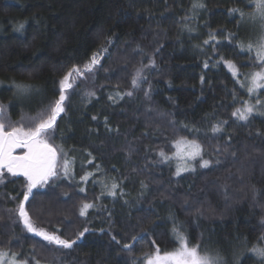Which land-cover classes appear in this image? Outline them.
I'll list each match as a JSON object with an SVG mask.
<instances>
[{
  "label": "trees",
  "instance_id": "16d2710c",
  "mask_svg": "<svg viewBox=\"0 0 264 264\" xmlns=\"http://www.w3.org/2000/svg\"><path fill=\"white\" fill-rule=\"evenodd\" d=\"M201 2L205 7L194 10V0H0V104L7 121L36 116L55 98L67 68L86 63L112 39L99 70L77 82L67 115L57 121L54 143L74 157L75 178L37 190L31 212L39 227L64 238L84 227L89 232L68 254L43 247L46 241L13 224L5 211L14 207L5 194L17 196L23 186L22 178L9 177L0 185V248L34 253L40 264H133L155 246L162 252L178 246L171 217L183 225L190 246L219 255L220 264H259L249 248L264 237V115L245 126L231 113L248 100L240 84L256 70L249 66L254 49L239 46L255 44L260 30L247 19V0ZM232 9L244 11V19ZM210 32L216 40L204 45ZM142 66L146 79L133 89L132 76ZM89 91L96 93L91 102L83 95ZM127 91L134 95L108 99ZM221 121H227L223 131L213 133ZM180 137L203 145L208 168L177 177L175 160L158 163V151L171 155ZM86 172L94 175L83 184ZM100 179L119 185L115 197L106 195ZM83 202L96 205L85 217L79 216ZM133 235V250L123 249Z\"/></svg>",
  "mask_w": 264,
  "mask_h": 264
},
{
  "label": "snow or ice",
  "instance_id": "6c2138e0",
  "mask_svg": "<svg viewBox=\"0 0 264 264\" xmlns=\"http://www.w3.org/2000/svg\"><path fill=\"white\" fill-rule=\"evenodd\" d=\"M248 7L251 12L248 14V21L252 22L259 28L255 44L249 41L247 44L241 43L240 49L242 51L252 52L255 49V57H249L251 64L256 70L251 71L244 77L243 83L240 84L245 88L249 94L250 100L254 102L244 101L242 107H236L231 113L232 117L237 121L244 122L245 126L251 122L255 115H264V0H247ZM205 7L201 0H194L192 8L200 9ZM234 13H239V18L244 19L245 12L240 9H232ZM23 28V25H20ZM216 40L214 33H209V38L204 40V45H209ZM107 46H101L89 57L88 61L82 65L72 64L63 73L57 81V90L54 93L52 100L37 112L34 117H28L27 121L20 122L7 121L6 108L0 104V185H5L9 177L22 178L23 186L17 196L6 193L7 199L14 203V207L5 208L9 215V219L13 224H22V230L31 233L36 237H40L46 241L49 251L61 252L68 254L74 251V246H79L85 233L89 232L88 227H84L82 231L75 233L74 238H64L59 233L49 232L42 227H39L31 212L36 208L35 200L40 194L37 190L44 189L51 185L56 186L59 179H74V157H69L67 151L63 147L56 145L54 139L57 131V121L63 116L67 115V101L70 96L74 94V89L77 88V82L90 79L94 76L95 71L99 70L97 66L108 53V46H111L112 39L108 37L106 40ZM214 48V46H213ZM258 61V63H256ZM229 69L233 75L238 74V68L231 61H227ZM149 65L154 67L155 61L150 60ZM147 66V65H145ZM138 68L132 76L131 87L133 89L139 88L141 81L146 79L143 72V67ZM204 67H208L207 61L204 62ZM203 83V77H201ZM17 90L21 93L29 91L26 85H17ZM91 102V98L95 97V91L83 93ZM133 91H127L123 94L117 92L108 97L113 103L123 99L124 96L132 97ZM145 95H148L146 92ZM97 119L96 116L92 117ZM227 121L216 123L212 127L213 133H220L223 131V126ZM105 126L107 127V118H105ZM187 128L188 125H183ZM173 151L171 155L166 153L163 149L158 151V163H168L170 161H177L175 168V175L180 177L185 172H195L196 167L208 168L211 164L209 159L203 156V145L196 139H188L180 137L176 139L173 144ZM89 159L88 163H92L95 159L91 152L87 153ZM218 162V161H217ZM99 170L100 166L95 165ZM94 173L86 172L80 177V181L86 184ZM15 183L16 181H12ZM142 187L146 185L141 183ZM103 187L108 189V195L115 197L117 195L116 189L119 185L113 181L109 187L104 184ZM80 192H84L85 188L81 186ZM123 195V193H120ZM96 205L93 202H83L79 208V216L85 217L88 215L89 209H93ZM172 234L178 246L172 250L161 251L159 246H155L153 251L146 253L142 260L133 261V264H220L221 258L219 255H210L201 250L199 244L189 245L184 234L183 225L178 224L176 219L171 218ZM103 231V229H101ZM112 240L116 241V237L112 236ZM119 243V241H116ZM138 242V237L133 235L131 242L123 244V249L132 251L133 245ZM156 245L155 240L151 242ZM54 246V247H53ZM249 251L259 258V264H264V237L259 238L258 242L251 245ZM59 259V257H57ZM40 264L33 253L31 256H20L16 252L0 248V264Z\"/></svg>",
  "mask_w": 264,
  "mask_h": 264
},
{
  "label": "rangeland",
  "instance_id": "374dc122",
  "mask_svg": "<svg viewBox=\"0 0 264 264\" xmlns=\"http://www.w3.org/2000/svg\"><path fill=\"white\" fill-rule=\"evenodd\" d=\"M250 22V21H249ZM254 51H255V49H254ZM227 67H228V64H227ZM229 68V67H228ZM230 70V69H229ZM231 71V70H230ZM232 72V71H231ZM233 74V73H232ZM239 75V71H238V74L237 75H235V76H238ZM261 92H264V89H262V90H260ZM262 98H264V97H262ZM246 101H249V102H254V100H250V97L248 98V100H246ZM176 163H177V161H176ZM102 178V177H101ZM96 183L99 185V186H101L102 187V189H104V191L106 192V195L107 196H109L107 193H108V189L107 188H105V187H103V185L105 184L104 183V181L102 180V179H100V180H98V181H96ZM110 187V186H109Z\"/></svg>",
  "mask_w": 264,
  "mask_h": 264
}]
</instances>
